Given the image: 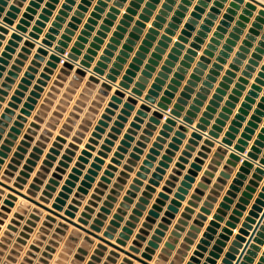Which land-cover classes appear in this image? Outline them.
Returning <instances> with one entry per match:
<instances>
[{
  "label": "crops",
  "instance_id": "crops-1",
  "mask_svg": "<svg viewBox=\"0 0 264 264\" xmlns=\"http://www.w3.org/2000/svg\"><path fill=\"white\" fill-rule=\"evenodd\" d=\"M99 1L102 5H98ZM254 1L257 3L251 0H244V3H234L233 0H74L65 10L66 15L60 16L52 47L36 60L40 43L52 24L57 22L65 0H3L0 5V89L2 84H9L6 81L9 74L15 77L8 85L10 89H4L6 94L0 102V120L4 110L9 108L8 103L18 84L28 68L33 66L32 62H36V72L18 104L19 108L14 110L15 115L5 128L1 142L11 133L10 128L14 126L17 115L21 114L24 102L40 76L46 73L50 79L46 86L41 87L43 91L38 93L34 110L14 141L12 150H16L28 134L31 140L26 160L33 148L45 138L36 167L38 170L56 139L65 140L57 148L51 172L60 168V162H65L66 167L63 168L66 173L54 193L56 197L72 169L80 165L82 174L78 176L79 181L68 204L76 198L77 189L89 170H94L92 186L82 201L77 218L87 201L96 194L94 190L99 189L101 194H96L98 201L90 224L95 225L94 220L97 219L101 221L104 224L100 231L102 234L121 208L120 204L125 202L126 192L134 185L135 195L130 198L131 202L126 203V215L122 216L124 220L115 236L120 238L124 234L129 238L126 249L137 241L140 249L137 256L141 257L156 230H160L157 247L152 249L155 253L149 261L151 264H188L195 252L198 253L195 256L197 261L191 264H237L251 238L239 264H264V165L261 164L264 161V16L258 15L260 10H264V0ZM233 3L235 5L231 7ZM246 3L254 4L256 8H247ZM76 12L80 14L78 17ZM93 13L96 14L94 17ZM24 15L27 16V24L23 26L25 33L16 32ZM4 20H11L13 25L3 24ZM86 25L90 29H85ZM35 27L40 30L39 39L32 41L28 34ZM151 29L154 32L150 33ZM85 30V41L80 43L81 54L72 70L63 66L64 59V63H58L56 68L48 65L54 54L52 50L58 46L62 36L69 38L63 55L65 58ZM105 51L109 53L105 55ZM85 55L92 60L90 67L84 70L86 75L82 76L76 71ZM102 57L106 60L102 61ZM202 58L204 60L201 61ZM100 62L104 74L97 77L99 83L90 82L89 77L93 76L92 71ZM13 66L18 70H13ZM128 71L131 72L129 75ZM107 75L114 76L115 82L107 83ZM126 76L128 80L125 81ZM157 79L159 88L153 91L154 101L145 102ZM122 82L124 87L119 86ZM106 83L108 89L102 86ZM117 92L120 95L117 96ZM163 98L170 102L167 111L157 107L166 104ZM179 98L183 100L179 117L168 129H163L168 119L166 114ZM188 112L193 116L189 117ZM155 113L164 117L159 119ZM186 117L191 121L184 122ZM202 118H205V123L200 122ZM32 123L35 124L33 128ZM198 125L202 126L201 130L197 129ZM231 127L234 137L230 145H226L222 142ZM30 129L33 133L28 132ZM162 131V140L158 142ZM195 133L198 137L193 138ZM239 140L244 144H239ZM257 142V159H250V166L245 167L246 156ZM155 143L157 147L153 146ZM236 146L245 149L238 161L230 159V155L236 152ZM151 150L156 152L151 153ZM85 151L90 154L88 157L83 155ZM148 155L154 159L148 161V172L141 179L137 173ZM96 158L101 161L95 163ZM93 164L98 167L93 169ZM193 164L197 167L193 168ZM109 166H112L111 175L102 181ZM241 168L244 170L240 171ZM258 168L262 172H257ZM222 172L225 176H221ZM154 174H159L160 178L156 180ZM135 179L141 184H135ZM151 180H156V184H151ZM146 187L151 189L148 191ZM161 193L167 197L159 198ZM142 198L144 202H141ZM225 198H228L226 207L221 209L220 204ZM173 201L177 202L176 211L168 209ZM191 202L192 206L189 205ZM140 204L142 207L138 208ZM154 206L158 215L149 217ZM187 207L192 211L187 213L188 218H184L182 215ZM135 210L139 215L133 213ZM219 210L220 219L216 220L213 217ZM167 213L172 216H166ZM199 214L202 219L198 218ZM130 216H134L136 221L130 220ZM148 217L146 235L137 239ZM180 220L185 224L181 225L182 231H177L175 226ZM128 221L133 225L131 234L122 231ZM240 230L246 233L242 235L243 240L237 241ZM189 232L192 235L189 236ZM80 233L85 235L82 231ZM186 239L191 243L188 244ZM169 241L174 242L172 249L165 247ZM85 243L88 255L82 264H123L124 259L141 264L97 239L93 245ZM183 244L189 246L188 249L183 248ZM198 246L202 248L198 249ZM98 247L102 249L96 254ZM163 250H167L166 253Z\"/></svg>",
  "mask_w": 264,
  "mask_h": 264
},
{
  "label": "rangeland",
  "instance_id": "rangeland-1",
  "mask_svg": "<svg viewBox=\"0 0 264 264\" xmlns=\"http://www.w3.org/2000/svg\"><path fill=\"white\" fill-rule=\"evenodd\" d=\"M40 54L35 59H39ZM19 64L18 61H16ZM20 65V64H19ZM31 67L28 68V72L22 78L20 84H18L17 90L14 96L11 97V102L8 103V107L4 110L0 120V179L12 186L17 187L24 193H29L38 200H46L48 204L52 206L56 199L60 197V193L63 192V187L67 186L69 191H65L66 204L64 210H68L70 205H75L80 211V207L83 205L82 201L85 200V195L89 193L91 188V182L93 181L92 174L90 181V187L87 192L79 191L82 187H78V193L75 194L74 199L68 204L70 194L73 193V188L76 187V182L79 181L78 176L80 172V165H76L79 173L75 175L73 173L68 176L64 184L61 186V190L55 197L54 193L60 186V181L63 180L65 162H60V168H55L54 172H51L54 167V161L56 160L57 148L61 143H65V140L56 139L52 147L49 148V152L45 155L38 170L36 167L40 160V154L45 146L42 141L38 146L33 148L32 153L29 154L25 160V155L28 152L30 136L26 134L20 145L16 147V150H12L15 146L14 141L18 139V135L21 133V129L24 128V123L28 121V117L31 116V111L34 110V106L37 103L39 92L43 91L41 87L47 85L49 80L48 74H42L37 81V85L34 86V90L31 91L30 97L24 102L23 107L20 109V115H17L16 121L13 123V127L10 128L11 133L2 142V134L5 132V128L8 127V123L12 121V117L15 115L14 110L18 109V104L21 103V99L24 97V93L28 91V86L31 85V80L34 79V73L36 72L34 66L36 62H32ZM52 67V66H51ZM13 70H18L17 66L12 67ZM14 74H9V78L6 79L8 85L13 83L12 78ZM48 77V78H47ZM59 78V77H58ZM2 84L0 89V102L3 101V95L6 94L4 89L9 90L10 86ZM22 86V88L20 87ZM0 107H2L0 105ZM35 127V124H31V128ZM33 133L32 129L28 131ZM28 141V142H27ZM66 160V156L63 157ZM25 160V162H23ZM47 162V163H46ZM75 169V168H74ZM49 174L50 177H49ZM71 175L76 176V180L70 178ZM70 180L74 186L67 185V181ZM89 182V181H88ZM98 192H95V191ZM96 194H101L99 189H95ZM96 194L91 197V200L87 201L84 206L83 212L91 214L95 212L94 207L97 206L98 201ZM51 195L53 196L51 198ZM93 203V204H91ZM87 207L93 209L94 212L90 213L86 210ZM81 233L70 224L58 219L52 214L45 212L43 209L27 201L26 199L16 195L8 189L0 186V264H82L85 260H80L77 256L81 253L79 248H84L86 241L81 238ZM99 246V245H98ZM98 247L95 253L98 254L101 250Z\"/></svg>",
  "mask_w": 264,
  "mask_h": 264
},
{
  "label": "water",
  "instance_id": "water-1",
  "mask_svg": "<svg viewBox=\"0 0 264 264\" xmlns=\"http://www.w3.org/2000/svg\"><path fill=\"white\" fill-rule=\"evenodd\" d=\"M2 1L3 0H0V5L2 4ZM73 1L74 0H65V3L63 4L62 9L59 11V16H57V18H56V21L57 22H54L52 24V28H50L48 34H46V36H45V39L40 43V47L41 48L38 49V51H37L38 54H40V55H42V54L44 55L45 54L46 55L48 53L47 51L50 49V47H52V41L56 39L55 38V35L57 34L56 29L59 26L58 25V22L61 19L60 16L66 15L65 14V10L69 9V5L72 4ZM251 1L254 2V3H257L254 0H251ZM233 2L234 3H244V0H233ZM33 3L34 2H31L30 5H33ZM201 3H202V1H199V4H201ZM234 3L231 4L230 6L231 7L234 6L235 5ZM133 4L134 3H132L131 5H133ZM98 5H102V2L99 1L98 2ZM47 7H49V5H47ZM246 7L247 8H251V9L252 8L253 9L256 8V6L254 4H251V3H246ZM0 10H1V8H0ZM12 10H14V8H12ZM96 10H98V8H96ZM27 11H29V9ZM129 11L130 10H127V12H129ZM44 12H46V10H44ZM9 15L11 16L12 14H9ZM75 15L78 17L80 14H79V12H76ZM95 15L96 14L93 13L92 14V17H94ZM258 15L260 17L264 16V10H260L259 13H258ZM42 17H40V18H42ZM224 18H226V17H224ZM26 19H27V16L24 15V18H23V20H21L20 25H18L16 27V29H15L16 32L25 33V28H23V26L27 24ZM258 19H260V18H258ZM72 20L73 21H76V18H73ZM91 22H92V20L90 19L89 20V23H91ZM2 23L5 24V25H7V26H9V27H11L13 25V23H12L11 20H4V21H2ZM121 23H124V22H121ZM222 24H223V22H222ZM38 25H40V22H38ZM154 25L155 24H153V26ZM72 26L73 25L70 24V27H72ZM85 29H90V26L89 25H86L85 26ZM118 29H120V27H118ZM0 31H2V29ZM86 31L87 30L83 31L82 36H80L78 38V42L75 43V46L71 49V51L67 54V56L65 58H63L64 57L63 55L66 53V48L68 47L67 46V43L69 41V38H67V36H62V38H61L62 40L58 42V46L56 48H54V50H52L54 54L50 57V62H48V65L56 68L57 65H58V63H60L61 60L64 59L66 62L63 64V66L66 69L72 70L74 68L73 64L76 61H78V56L81 54L80 49L82 48V45L80 43L83 42V41H85V39L83 37H84V35L87 34ZM39 32H40V30L37 27L33 28V32H31L30 34H28V39H30L32 41H37L39 39ZM149 32L152 33V32H154V30L151 29ZM66 33H69V30H66ZM147 37L149 38L150 35H147ZM13 38H16V37L13 36ZM111 41H114V40L112 39ZM144 43L147 44L146 41H144ZM94 46L95 45H92V47H94ZM90 52H92V51L89 50V53ZM108 53H109L108 51H105L104 52L105 55H107ZM37 57L38 56H36V58ZM170 57L172 58V56H170ZM91 60H92V58L89 55H85L84 56V60H82L80 62V64H79L80 65V69L77 70L76 73L79 74V75L85 76L86 73H85L84 70L85 69H88L90 67V61ZM101 60L102 61L103 60H106V58L105 57H102ZM202 60H204V58H202L201 61ZM166 64H168V62H166ZM102 66H103V64L100 62L98 64V67L97 68H94V70L92 71L93 76H90L89 77V81L90 82H93V83H99L100 82V80L97 77L102 76L104 74L102 72V70L100 69V67H102ZM112 72H115V71H112ZM130 73L131 72L128 71L127 72V75H129ZM159 76H162V74H160ZM105 79H106V82L107 81L115 82V78L112 75H107ZM124 80L125 81L128 80V76L124 77ZM158 81L159 80L157 79L156 80V83L153 84V86L151 88L152 90L149 92V96H147L145 98V100H144L145 102L152 103L154 101V98H152V96L154 95V92L153 91L155 89L158 90V88H159L157 86V82ZM107 83L106 84H102V86L104 88H107L108 89L109 86H108ZM119 86L120 87H124L125 86L124 82H122ZM20 87L22 88V86H20ZM137 87H141L140 84H137ZM133 93H136V92H133ZM116 95L117 96L120 95V92H117ZM129 101H131V100H129ZM162 101L166 102V104L165 105L164 104H159V105H157V107L160 108V109H163L164 111L169 110V107H168V104L170 103L169 100H167L166 98H163ZM181 104H183V100L181 98H179L176 101V103L174 104L173 108L170 109V112L168 114H166L168 116V119L166 120V124L163 126V129H168L170 127V125H173L174 124L173 120L175 118H178L179 117V115H180L179 113L182 110ZM126 106H128V104H126ZM191 109L193 110L194 107H191ZM209 109L210 108H208V110ZM107 112H108V110H107ZM187 115L189 117H192L193 116V113L192 112H188ZM155 116L157 118H159V119H161V118L164 117L163 114H158V113H155ZM206 116H207V114L204 115V117H206ZM154 121H156V120H154ZM188 121H191V120H190V118H187L186 117L184 119V122H188ZM200 122L201 123H205L206 122L205 121V118H202L200 120ZM200 127H202V126L201 125H198L197 129H200L201 130ZM215 128L216 127H214V129ZM232 130H234V129L231 127L229 129V131L226 133L225 138H224V140H223L222 143H224L226 145H230L231 139L234 137L231 134V131ZM262 133H264V130L262 131ZM163 134H164V132L162 131L160 133V137H158V139H157L158 142H160L162 140L161 137H162ZM192 137L193 138H196V137H198V134L195 133V134L192 135ZM243 137H244V135H243ZM261 137L262 136H259V138H261ZM59 140H62V138H59ZM190 142H192V141H190ZM239 144H244L243 140H239ZM257 145H258V142L255 143V146H253L251 148L250 152H248V154L246 156L247 161L244 162V166L245 167L246 166H250V164L248 162V161H250V159H252V160L257 159L256 158L257 157V153L259 152V150L257 148ZM153 146L154 147H157L158 144L155 143ZM188 147L189 146H187V148ZM86 148L89 149V146H87ZM234 151H236L237 153L236 152H233V154L230 155V159L238 161V160H240V157H241L240 154L243 153L245 151V149L243 147H241V146H236L234 148ZM155 152H156L155 150H151V153H155ZM83 155L88 157V155H90V154L85 151V152H83ZM82 159H84V158H81V160ZM152 159H154L153 156H151V155H148L147 156V161H145L144 162V166L140 168V172L137 173V177H139L141 179H144L145 178V174L148 172V170H147L146 167H148V165H150V163L148 161L149 160H152ZM164 159H167V157L165 156ZM182 160H183V158L180 159V161H182ZM100 161L101 160L99 158H96L95 159V163H98ZM261 164L264 165V161H262ZM97 167H98L97 164H93L92 165V168L93 169H96ZM177 167H179V164L177 165ZM192 167L194 168V167H197V166H196V164H193ZM111 169H112V166H109L108 167V170H106L104 172V174L106 176L101 179L102 181H106L107 180L106 177L109 176V175H111V173H110ZM243 170H244V168H241L240 169V171H243ZM157 171L160 172L161 170L158 169ZM257 172H262V170H260L258 168L257 169ZM73 173H75V175L78 174L79 173L78 169L77 168L73 169ZM94 173H95L94 170H89L88 175L85 177V179L87 180V182L84 181L82 183V187L79 188V191L87 192L88 188L90 187V181H92L91 175L94 174ZM221 176H225V174L222 172L221 173ZM153 177L156 180L158 178H160L159 174H154ZM70 178H72L74 180L77 179L76 176H74V175H71ZM185 179L187 180V179H189V177H186ZM156 180H151L150 183L154 185V183L156 184V182H155ZM204 181H206V180H204ZM134 183L135 184H141L140 180H138V179H135L134 180ZM66 184L67 185L74 186V184L72 182H70V180H68ZM183 185H185V182H183ZM0 186L8 189L9 191L15 193L18 196H21L22 198L26 199L27 201L33 203L34 205L38 206L39 208H41V209L45 210L46 212L52 214L53 216L57 217L58 219L66 222V223L70 224L71 226L75 227L76 229L84 232L85 235H81V238L84 239L86 242H88L90 245L95 244V240L97 239V240H99V241H101V242H103V243L111 246L112 248H114V249L122 252L123 254H125L128 257H130L131 259L138 261L141 264H151L149 261L152 260L153 254L155 253L154 250H152V249L157 247V243H158V240H159L158 239V235H160L162 233L160 230H156L155 236L152 237V241L148 243L149 247H147L145 249V252L141 253V257H139V256L136 255V254L140 253V249H139V245H138V242L137 241H133L132 242L133 245L132 246H129V248L126 249L127 239H129V238H127V236H125L124 234H121L120 235V238H116V236H115V234L117 233V228L121 226L120 222H122L124 220V218H122V216L123 215H126V210L125 209L128 208V206L126 205V203L127 202H131V199L130 198L135 195L133 193V191L136 190V187L134 185H132L130 187L131 190H128L126 192L127 196H124V198H123V200L125 202H123V203L120 204L121 208H119L117 210V213L113 215V220L110 221V224L106 227V230L102 234H100V231H101V227L104 224H102V222L99 221L98 219L97 220H94L95 225L90 224V219H92V215L91 214H87L86 212H83L81 214V217L76 218V213L78 212L77 206L70 205L69 206V209L68 210H65L63 212L64 205L66 204V202H65L64 199H66V197H67L66 194H65V191H69V189H68L67 186L63 187V192L60 193V197L56 199V202L52 206H50L48 204L49 202H47L46 200H38L34 196L30 195L29 193H24L20 189H18L17 187L12 186V185L6 183L5 181H3L1 179H0ZM146 189L149 191L151 188L150 187H146ZM164 191H166V190H164ZM95 192H98V191L96 190ZM263 192H264V189H263ZM143 195L146 197L147 196V193L144 192ZM260 196H263V194H261ZM52 197L53 196L51 195V198ZM166 197L167 196L165 194H163V193L159 194V198H166ZM176 197H178V196H176ZM227 200H228V198H225L224 201L220 204L221 209L226 207ZM144 201L145 200L142 198L141 199V202H144ZM158 201L159 200H157V202ZM258 201H260V200H258ZM176 203L177 202L173 201L172 202V205L169 206L168 209L170 211H176V209H177L176 208ZM91 204H93V203H91ZM105 205L108 206V203L106 202ZM189 205L192 206V202L189 203ZM205 205L208 206L209 204L206 202ZM137 206H138V208H141L142 207L141 204L140 205H137ZM255 207L256 206H254L253 208H255ZM86 210L89 211L90 213L94 212L93 209L90 208V207H87ZM101 211L107 212V210L104 209V208H101ZM185 211L186 212L182 216L184 218H188L187 213H190L192 210L187 207V208H185ZM202 211H205V209H202ZM220 211L221 210H219L218 213L216 215H214V217H213L214 219H216V220L220 219L219 216H218L219 213H220ZM133 213L136 214V215H139L137 210H135ZM252 214H253V212H250V215H252ZM157 215H158L157 208H156V206H154L152 208V210L149 211V217L150 216H157ZM170 215L172 216V214H168V213L166 214V216H170ZM98 216H101V215L99 214ZM149 217L146 218V221L147 222H145L142 225L143 228L139 230V233L140 234H138L136 236L137 239H141L143 237V235H146L145 229H148L149 228V225L147 224L150 221V218ZM198 218H201L202 219L203 217L199 214L198 215ZM263 218H262V220H263ZM129 219L132 220V221H136V218H134V216H130ZM194 223L196 224V223H198V221H195ZM184 224L185 223L182 220H180L179 221V224H177L175 226V229L177 231H182L183 228H182L181 225H184ZM126 225L127 226L123 227L122 231L124 233H126V234H131L132 233V227H133L132 223L128 221V222H126ZM259 225L257 226V229H258ZM245 226L246 225H244V227ZM160 228L162 229V225L160 226ZM191 229L193 230L194 227H191ZM210 229L211 228H208V230H210ZM257 229H256V231H257ZM239 232H240V234L236 237V240L237 241L243 240V238H242L243 236L242 235H244L246 233L244 230H240ZM173 235H176V232H173ZM188 235L189 236L192 235L191 232H189ZM251 241H252V238L247 241V246H246V248L244 247L243 253L240 254V259L238 260V263L237 264H239V262L243 258L244 253L247 250V248L249 247ZM186 242L188 244H190L191 243V240L190 239H186ZM202 242H204V240H202ZM237 244H238V242H235V245H237ZM173 245H174V242L169 241V242H166L165 247L168 248V249H172L174 247ZM150 247H152V248H150ZM182 247L185 248V249L186 248L188 249L189 246L183 244ZM200 248H202V246H198V249H200ZM78 251L81 254L78 255L77 257L80 260H84L85 256L88 255V251L85 248H79ZM166 251L167 250H163V253H166ZM197 254H198L197 252L194 253L195 256H197ZM228 255L230 256V254H228ZM195 256H193L191 258V260H190V262L188 264H191L192 262L197 261V258ZM159 258L162 259V260H164V257L163 256H159ZM123 261H124L123 264H133V262L131 260H129V259H124ZM225 261H226V259L224 260V262Z\"/></svg>",
  "mask_w": 264,
  "mask_h": 264
},
{
  "label": "bare ground",
  "instance_id": "bare-ground-1",
  "mask_svg": "<svg viewBox=\"0 0 264 264\" xmlns=\"http://www.w3.org/2000/svg\"><path fill=\"white\" fill-rule=\"evenodd\" d=\"M258 6H259V4H258ZM263 9V8H262ZM2 19H4V18H2ZM0 20H1V18H0ZM261 31V30H260ZM15 33V32H14ZM48 78V77H47ZM11 185V184H10ZM21 197V196H20ZM45 211V210H44ZM46 212V211H45Z\"/></svg>",
  "mask_w": 264,
  "mask_h": 264
},
{
  "label": "built area",
  "instance_id": "built-area-1",
  "mask_svg": "<svg viewBox=\"0 0 264 264\" xmlns=\"http://www.w3.org/2000/svg\"><path fill=\"white\" fill-rule=\"evenodd\" d=\"M61 62L64 63V60L62 59Z\"/></svg>",
  "mask_w": 264,
  "mask_h": 264
}]
</instances>
